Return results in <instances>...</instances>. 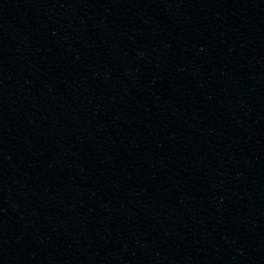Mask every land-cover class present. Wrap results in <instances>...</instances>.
I'll return each mask as SVG.
<instances>
[{
	"label": "water",
	"instance_id": "95a60500",
	"mask_svg": "<svg viewBox=\"0 0 264 264\" xmlns=\"http://www.w3.org/2000/svg\"><path fill=\"white\" fill-rule=\"evenodd\" d=\"M70 264H264V0H126Z\"/></svg>",
	"mask_w": 264,
	"mask_h": 264
}]
</instances>
